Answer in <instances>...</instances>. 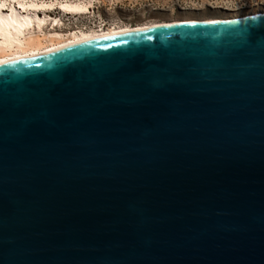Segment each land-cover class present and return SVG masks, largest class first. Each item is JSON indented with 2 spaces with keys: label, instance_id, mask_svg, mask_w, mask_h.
Wrapping results in <instances>:
<instances>
[{
  "label": "water",
  "instance_id": "obj_1",
  "mask_svg": "<svg viewBox=\"0 0 264 264\" xmlns=\"http://www.w3.org/2000/svg\"><path fill=\"white\" fill-rule=\"evenodd\" d=\"M0 264H264V12L1 65Z\"/></svg>",
  "mask_w": 264,
  "mask_h": 264
},
{
  "label": "bare ground",
  "instance_id": "obj_2",
  "mask_svg": "<svg viewBox=\"0 0 264 264\" xmlns=\"http://www.w3.org/2000/svg\"><path fill=\"white\" fill-rule=\"evenodd\" d=\"M46 1L50 0H32L27 3L11 0V5H7L4 1L0 2V66L17 60L51 54L87 40L129 32H143L156 27L180 23L124 26L107 30L89 28L87 32L80 31L85 24L81 23L76 27L78 32L64 35L55 31L61 26L60 18L49 16H52L56 10L62 16L86 15L90 11V4L81 2L54 4L52 1L43 3ZM204 21L216 22L220 20L208 19ZM45 29L49 31L46 33Z\"/></svg>",
  "mask_w": 264,
  "mask_h": 264
},
{
  "label": "rangeland",
  "instance_id": "obj_3",
  "mask_svg": "<svg viewBox=\"0 0 264 264\" xmlns=\"http://www.w3.org/2000/svg\"><path fill=\"white\" fill-rule=\"evenodd\" d=\"M2 1L11 5V0ZM19 1L27 3L32 0ZM51 1L54 4H90V11L86 15L62 16L56 10L49 16L60 18L61 26L55 31L64 35L75 30L81 23L87 24L90 29H95L101 22L136 27L188 20H223L264 12V0H50L43 3ZM44 31L47 33L49 30Z\"/></svg>",
  "mask_w": 264,
  "mask_h": 264
},
{
  "label": "built area",
  "instance_id": "obj_4",
  "mask_svg": "<svg viewBox=\"0 0 264 264\" xmlns=\"http://www.w3.org/2000/svg\"><path fill=\"white\" fill-rule=\"evenodd\" d=\"M89 27L90 26H87V24H84L83 27L80 29V31L87 32ZM119 27H121V26H117V25H115L113 23L109 24V23L101 22V23L97 24L96 28H97V30H100V29L107 30V29H112V28L118 29ZM71 32L75 33V32H78V30H76V28H75V30H72Z\"/></svg>",
  "mask_w": 264,
  "mask_h": 264
}]
</instances>
